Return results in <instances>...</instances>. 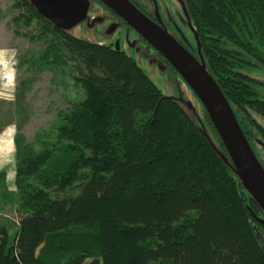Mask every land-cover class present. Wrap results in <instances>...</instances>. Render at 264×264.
<instances>
[{"label": "trees", "instance_id": "16d2710c", "mask_svg": "<svg viewBox=\"0 0 264 264\" xmlns=\"http://www.w3.org/2000/svg\"><path fill=\"white\" fill-rule=\"evenodd\" d=\"M13 1L15 22L38 20L52 37L41 62L68 66L81 97L35 141L14 136L19 216L14 235L0 223V264H264V213L204 109L228 163L132 57ZM184 1L207 71L254 153L264 151L263 83L247 72L264 67V0Z\"/></svg>", "mask_w": 264, "mask_h": 264}, {"label": "rangeland", "instance_id": "374dc122", "mask_svg": "<svg viewBox=\"0 0 264 264\" xmlns=\"http://www.w3.org/2000/svg\"><path fill=\"white\" fill-rule=\"evenodd\" d=\"M13 2L0 0V223L10 227V235H14L19 216L14 188L15 134L20 133L28 142L35 141L36 133L48 131L56 124L58 112L81 97L68 66L53 68L41 62L39 56L52 37L42 33L38 20L15 22L23 12ZM91 2L88 19L65 33L94 44L115 47L118 43L119 50L136 61L164 96L177 100L196 124H204L203 107L180 74L166 63L153 62L156 57L151 49L136 51L140 43L130 47L136 33L118 18L108 16L97 1ZM169 16L179 42L195 54L196 41L185 15L170 10ZM99 17L102 19L93 24ZM247 72L263 83L256 90L264 100V67L257 64ZM255 153L264 166V152L258 149Z\"/></svg>", "mask_w": 264, "mask_h": 264}, {"label": "water", "instance_id": "95a60500", "mask_svg": "<svg viewBox=\"0 0 264 264\" xmlns=\"http://www.w3.org/2000/svg\"><path fill=\"white\" fill-rule=\"evenodd\" d=\"M91 1L92 0H29V3L34 7L40 17L59 30L66 32L70 28L88 19L87 15L92 3ZM98 1L115 14L128 28H131L142 41L146 42L155 52L159 53L168 65L180 74L182 79L200 101L204 111L210 119L212 126L226 150L234 174L237 176L244 189L249 193L252 200L264 213V167L246 140L230 104L215 80L207 71L205 61L200 51L199 42L193 32L185 1L178 0L183 14L186 17L187 24L193 32L196 41L197 51L195 54L189 52L186 47L175 39L165 28L146 16L130 0ZM101 19L102 17L96 18L93 24ZM135 43V41L130 43V47H135ZM114 49L119 50L118 43H115ZM142 50L143 49L140 47H136V51ZM152 61H156L159 65L161 64L157 59H153ZM200 127L203 129L204 134L211 142L216 152L228 163V158L223 156L212 143L203 125ZM259 221L263 223L262 219Z\"/></svg>", "mask_w": 264, "mask_h": 264}, {"label": "flooded vegetation", "instance_id": "af4514ba", "mask_svg": "<svg viewBox=\"0 0 264 264\" xmlns=\"http://www.w3.org/2000/svg\"><path fill=\"white\" fill-rule=\"evenodd\" d=\"M97 1V0H94ZM146 16H148L150 19H152L157 24L161 25L163 28L172 31L173 34H171L175 39L179 41V39L176 37L173 31V27L169 20H171L170 10H175L178 14L182 13L183 10L181 9V6L179 4L178 0H131ZM102 5V4H101ZM103 9L106 10L110 17H116L115 14H112L107 10L105 6H103ZM184 15V14H183ZM119 19V18H118ZM120 20V19H119ZM121 21V20H120ZM188 25V24H187ZM189 27V26H188ZM191 30V29H190ZM193 34V32H192ZM135 45L140 43V48L143 49V51H149L152 50L153 57H156L157 60L165 61L161 55L157 52H155L149 45L146 44V42L142 41L139 36L137 35L135 38ZM181 41V40H180ZM166 62V61H165ZM164 63V62H163ZM167 63V62H166ZM260 151V150H259ZM264 152V151H262ZM264 167V166H263Z\"/></svg>", "mask_w": 264, "mask_h": 264}]
</instances>
